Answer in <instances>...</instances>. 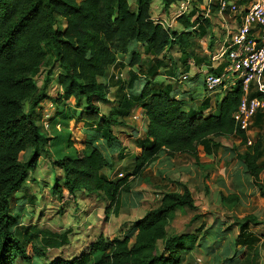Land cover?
Instances as JSON below:
<instances>
[{
	"label": "trees",
	"instance_id": "1",
	"mask_svg": "<svg viewBox=\"0 0 264 264\" xmlns=\"http://www.w3.org/2000/svg\"><path fill=\"white\" fill-rule=\"evenodd\" d=\"M151 1L0 0V264H16L18 259L27 262L36 255H45L39 247L23 243L15 236L12 227L17 216L10 210V197L25 183L50 139L42 130L41 103L50 99L47 91L51 73H45L40 85L33 78L46 60L45 46L53 50L62 67L58 82L64 98L73 100L66 108H60L64 102L50 99L57 106L52 124L62 122L65 128L53 137V143H64L71 150L57 155L55 160L62 175L54 180L52 189L60 197L63 190L74 198L80 190L99 194L108 202L106 209L117 214L121 194L130 191L129 176L140 175L160 152L168 156L185 153L197 160L200 146L210 153L213 146L219 145L210 137L235 136L244 146L243 151L236 153L237 159L264 198L260 181L263 166L259 163L264 157V138L247 145L246 132L234 120L243 96L240 82L227 89L216 100L214 111L204 116L201 109L184 108L172 82L155 79L160 69L168 68L166 78L175 82L185 80L181 78L185 73L177 71L178 66L172 57L166 56V49L177 45L183 54L179 60H186L192 40L208 33L209 19L199 15L191 20V11L178 17L183 30L165 29L151 19ZM164 1L169 5L175 0ZM58 18L66 21L63 29L56 25ZM132 45L135 47L130 53L129 78L118 79L121 81L113 104L102 112L98 103L108 101V84L100 78L115 64L117 54ZM138 47L149 57L142 59ZM224 65L227 61L213 69L214 73H221ZM137 79L142 82L138 88ZM256 95L260 93H249V97ZM207 102L201 100L200 108ZM137 108L147 123L140 151L134 155L133 170L123 176L108 177L103 170L114 168L116 160L106 158L92 140L76 139L71 126L83 122L87 129L97 133L101 130L103 136L96 137L111 148L114 143L119 144L113 127L126 125V118ZM259 116L264 123V113L257 112L255 117ZM97 126L100 129H95ZM27 149L32 151L20 163L19 155ZM178 207L196 208L187 188L182 193H161L158 204L134 220L123 235L109 238L99 234L78 254L42 264H181V254L192 248L198 232L168 233L169 221ZM236 224L241 235L251 225H264V218L245 215ZM241 255L236 264H259L258 249L251 243Z\"/></svg>",
	"mask_w": 264,
	"mask_h": 264
},
{
	"label": "rangeland",
	"instance_id": "2",
	"mask_svg": "<svg viewBox=\"0 0 264 264\" xmlns=\"http://www.w3.org/2000/svg\"><path fill=\"white\" fill-rule=\"evenodd\" d=\"M181 1L188 4L189 13L192 11L200 17L208 14L209 19L213 18L215 29L213 32L216 35L220 34L221 39H224L226 32L221 31L219 22L214 19V17L219 18L217 14L213 15V8L218 9L217 0H211L210 7L207 4L208 0H175L169 5H166L164 0H152L151 19L155 23L162 22L161 26L165 29L183 30V24L175 14ZM234 1L244 8L243 0ZM221 14L225 18L230 17V20L239 17L238 14L228 12ZM65 24L64 19H57L56 25L61 29L65 27ZM234 31L235 27L229 34L231 35ZM215 37L217 39V36ZM213 41L206 49V56L203 57L206 64L211 63L212 56L222 48V42L214 44ZM134 47L132 45L126 52L118 53L115 64L110 65L106 74L100 78L108 84L106 97L109 105L113 104L120 85L119 81L129 78L131 72L129 61L132 55L130 53ZM138 49L142 59L149 57L145 55L141 47ZM45 50L46 60L33 78L40 85L45 73L50 71L47 95L52 100L58 99L64 102L59 107L66 108V105L72 104L73 100H67L62 94L61 85L58 82V74L62 71V67L53 50L48 46H45ZM166 50V56L172 57L178 68L183 69L182 62L179 60L183 58V54L177 45L168 47ZM193 51L191 46L187 52ZM225 63L224 58L216 60V68ZM231 78L232 81L237 79L235 75ZM191 80L188 74L182 85L190 86ZM226 90L219 91L215 95L221 98ZM50 99L41 103L42 130L50 139L42 149L37 164L28 174L25 183L10 197V210L17 216V221L12 227L15 236L23 243L28 242L30 245L39 247L45 255H36L27 262L18 259L16 264H42L53 258L70 257L78 254L99 234L109 238L121 236L126 228L131 227L134 220L143 216L148 208L158 204L161 193L173 190L182 193L184 188L190 191L196 208L178 207L169 221L167 230L169 234L198 232V236L192 248L181 254V264H236L241 260V254L246 250L248 243L257 247L259 264H264V225H251L239 235L240 231L236 224V220L245 215L264 218V198L260 195L259 187L245 173L237 159L236 153L244 149L237 137H210L219 145L213 146L210 153H206L200 146L197 160L185 153L168 156L161 152L140 175L129 176L130 191L121 194V208L117 214H114L112 209H106L108 202L99 194L80 190L76 192L77 196L74 198L63 190L60 197L52 189L54 180L60 179L62 175L61 168L55 162L56 156L71 150L64 147V143H53V137L60 131L63 132L65 128L62 122L57 121L56 125L52 124L51 119L57 111V106ZM200 102L201 99L196 100V105L199 106L196 108L207 115L214 111V102L217 101L207 102L205 107L202 105L203 108H200ZM98 104L102 112L108 111L106 103ZM135 115H138L137 120L133 117ZM143 117L140 115V109L137 108L126 118V125L113 127V133L119 140V144L114 143V150L121 149L123 158L118 159L119 152L112 154L104 148L106 151L103 152L104 156L116 160V167L110 171L103 170L104 175L115 177L119 172L122 173L121 176L132 172L134 155L140 151V144L145 136ZM71 127L73 136L79 141L83 140L84 132L79 131L82 122ZM95 129L100 128L97 126ZM98 131L95 136L102 137L103 135L100 136L102 131ZM98 137L90 138L94 145L98 144ZM247 138L251 139L252 143L257 138H264V123L260 116L252 120ZM31 151L32 149L22 151L19 162H24ZM259 163L263 166L260 181L264 187V157L259 160ZM230 194H236L238 198L227 200L222 198Z\"/></svg>",
	"mask_w": 264,
	"mask_h": 264
},
{
	"label": "built area",
	"instance_id": "3",
	"mask_svg": "<svg viewBox=\"0 0 264 264\" xmlns=\"http://www.w3.org/2000/svg\"><path fill=\"white\" fill-rule=\"evenodd\" d=\"M181 1L178 14L187 9L188 4ZM211 0H208V4ZM219 13L238 14L240 22L235 31L222 42V48L214 57L227 61L225 69L219 74H207L204 85L207 91H225L237 81L240 82L243 96L238 110L234 114L237 126L248 134V130L257 112L264 113V0H252L241 8L231 0H217ZM160 23V21H158ZM237 79L232 81L231 77ZM182 79H187L183 74ZM260 95L249 97V93ZM136 119V115L133 116ZM252 140L247 138V145ZM121 176V174H117Z\"/></svg>",
	"mask_w": 264,
	"mask_h": 264
},
{
	"label": "crops",
	"instance_id": "4",
	"mask_svg": "<svg viewBox=\"0 0 264 264\" xmlns=\"http://www.w3.org/2000/svg\"><path fill=\"white\" fill-rule=\"evenodd\" d=\"M231 1H234V0H231ZM251 1L252 0H243L242 2H244V4H243L244 8L247 7L251 3ZM209 4H208V7H210ZM177 7H178V10H179V6H177ZM188 8L189 7L187 6V9L184 12H182L181 14H178L177 13L178 10H177V12L175 13L176 17L178 18L181 15L188 14L189 13V11H187V10H189ZM213 10H214L213 11V15L215 13L219 17V18L214 17V19H216L219 22V26H220V28H222L221 31H225L226 35L224 36V39H221V35L220 34L216 35V33L213 32V30H215L214 29V24H213V22H214L213 18L211 17L212 20L209 19L207 17L208 14L202 16V18H208L209 19L210 26H209V29H208V33L206 35L202 36V37H195L192 40L193 41L192 49L194 51L190 52V54L188 55L186 60H184L183 62L180 60V62H182V65H183V67H182L183 69H179L178 68V70H177L178 72L183 71L182 73H185L187 76L189 74L190 79H192L190 86H187V87L183 86L182 84H183L184 81L175 82L176 80H173V79L170 80V79L166 78V76L168 74V72H167L168 68H166V71L163 70V69H160L159 70L160 73L155 77V79L157 81L164 80L166 82H172L173 85H175V88H177V90H178L177 97L183 99V101L185 103L183 105H184V108L186 110H188L190 108L196 109V107H199V106L196 105V100L197 99H201V100L206 99L209 102H211L213 100L220 99V98L217 97V95H215V94L219 93L218 90L212 91V92L207 91L205 89V87H204V84H203L204 77L207 74H219V73H214V71H213V69H215L216 66H217L216 65L217 58L214 57V55H215L214 54L212 56V58H211V63L207 62V64H206V61H204L203 57L206 56V54H205L206 53V49H208V46H209V44H211V41L216 39L215 36H217V39L215 41H213L214 44H217V43L220 44L225 39L229 38V36H230L229 33L231 32L232 28H234V27H235V29L237 28V25L240 22V17L234 18L233 20H230L229 19L230 17L225 18L223 16V14L219 13L218 9L216 10L215 8H213ZM196 16L197 15L194 14V16L192 17L191 20H193ZM163 21H165V20L163 19ZM161 24H162V22H161ZM213 66H215V67H213ZM224 69H225V67H224ZM157 78H159V79H157ZM139 85L141 86L142 82L140 81V79H137L135 81V87L138 88ZM188 96H189V98H188ZM214 104H215V102H214ZM106 105H108L107 106V109H108L109 104L107 102H106ZM204 111H206V110H204ZM140 115L144 116L141 113V111H140ZM136 116H138V115H136ZM204 116H205V114H204ZM137 118H136V120H137ZM143 118H144L143 122H145V125H146L147 119H146L145 116ZM79 131L80 132L81 131L84 132L83 133V137H82L83 140H92L90 138L96 137L95 135L97 134V132L94 131V130H90V129H87V128L85 129L84 126H83V122H82V127H81V129ZM97 140H98L99 148L101 150H103L104 152H106V151L110 152L111 151L112 154L116 153V152H119V151L114 150V147L108 148L106 142L103 139L98 138ZM104 148L106 149V151L104 150ZM160 154H161V152L158 154V156ZM115 167H116V165H115ZM106 170H109V169H106ZM118 174H122V173L119 172Z\"/></svg>",
	"mask_w": 264,
	"mask_h": 264
}]
</instances>
